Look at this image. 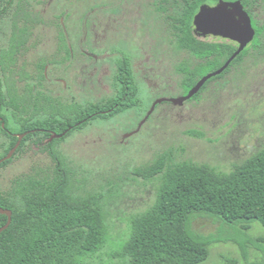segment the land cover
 Masks as SVG:
<instances>
[{
  "label": "rangeland",
  "instance_id": "1",
  "mask_svg": "<svg viewBox=\"0 0 264 264\" xmlns=\"http://www.w3.org/2000/svg\"><path fill=\"white\" fill-rule=\"evenodd\" d=\"M136 1L30 0L43 22L33 27L18 55L19 75L37 76L40 64L46 62V78L29 80L65 102L112 94L115 69L124 56L131 58L137 70L141 99L137 107L109 119H91L58 143L75 175L78 192L102 195L109 228L106 245L82 264L117 263L118 251L131 236L132 218L154 204L161 178L147 180L136 174V168L172 151L176 161L208 163L229 172L264 149V51L255 49L258 32L245 48L250 53L243 63L221 79L207 80L205 88L183 105L164 101L149 114L159 98L179 97L187 90L181 72L183 56L171 41L169 10L163 12L165 7L160 4L152 13L144 7L141 14L137 6L123 10L125 3ZM116 8L123 17L112 18L109 30L102 14L108 18ZM251 17L253 25L260 19L252 13ZM13 28L10 18L0 22V50L9 46ZM107 53L110 63L105 66ZM210 69L206 65L203 71L208 74ZM9 141L0 133V153ZM55 165L48 152L26 145L0 169V185L9 188L19 176L53 171ZM192 228L217 239L200 264H264V225L260 221L243 230L217 217L195 215Z\"/></svg>",
  "mask_w": 264,
  "mask_h": 264
},
{
  "label": "trees",
  "instance_id": "2",
  "mask_svg": "<svg viewBox=\"0 0 264 264\" xmlns=\"http://www.w3.org/2000/svg\"><path fill=\"white\" fill-rule=\"evenodd\" d=\"M218 1L182 0L167 14L173 45L187 48L200 59L181 62L186 93L207 74L203 71L206 65L211 67L209 71L220 68L237 49L235 41L222 37L205 41L195 34L194 18L201 5ZM256 3L259 17L258 10L264 4L259 0ZM7 18L13 20L14 28L9 46L0 50V133L10 141L0 159L16 145L19 138L14 133H29L13 157L0 163V169L26 145L48 152L56 165L53 171L19 176L9 188L0 185V205L13 212L11 225L0 234V264H82L106 245L109 228L102 195L78 192L75 175L58 143L91 119H109L140 104L133 63L128 56L120 59L112 94L98 100L65 102L29 80L46 78V62L40 64L37 76L17 74L18 55L33 27L43 22L40 14L30 0H0V22ZM254 26L258 32L255 49L262 52L264 20H257ZM249 53L245 49L215 78H223ZM69 127L63 137L52 139L53 133H63ZM135 172L147 180L160 177L161 182L154 204L132 218L131 236L118 251L120 260L115 264H200L217 239L192 228L195 215L217 217L243 230L254 221L264 225V149L229 172L208 163L176 161L172 151L163 152ZM7 221L8 216L0 213V227Z\"/></svg>",
  "mask_w": 264,
  "mask_h": 264
},
{
  "label": "water",
  "instance_id": "3",
  "mask_svg": "<svg viewBox=\"0 0 264 264\" xmlns=\"http://www.w3.org/2000/svg\"><path fill=\"white\" fill-rule=\"evenodd\" d=\"M194 26L196 32L200 36H213L218 38L222 37L237 42L238 46L236 51L220 68L202 76L187 94L179 97L159 98L153 104L149 114H151L158 103L164 101H170L175 105H183L186 100L192 98L201 90L207 80L214 76L222 74L230 66L232 61L240 53L243 52L247 45L253 41L257 32L253 25L252 17L250 13L245 9V6L241 0H219L214 5L208 3L202 4L198 13L195 15ZM2 119V116H0V120ZM2 125L3 127L5 126L4 121H2ZM70 129L71 127H69L63 133H53L52 139L63 137ZM28 133L29 132L15 133V135H17L19 139L16 145L10 150V152L5 157L0 159V163L13 157V155L21 145L23 138ZM0 213L6 214L8 216L7 223L0 227L1 234L11 225L13 220V212L11 209L4 208L0 205Z\"/></svg>",
  "mask_w": 264,
  "mask_h": 264
},
{
  "label": "flooded vegetation",
  "instance_id": "4",
  "mask_svg": "<svg viewBox=\"0 0 264 264\" xmlns=\"http://www.w3.org/2000/svg\"><path fill=\"white\" fill-rule=\"evenodd\" d=\"M108 1H111V0H108ZM260 1L264 4V0H259V3H260ZM126 2V1H125ZM157 4H160V5H162L163 7H165L164 8V10H162L163 12H165V11H168L169 10V12L167 13V14H169L170 13V9H171V13L173 12V10H174V7L175 6H177V5H180V4H182V0H137L136 2H132V3H125L123 6H124V9L123 10H126V12L129 10V11H131V8L132 7H134V6H137L138 8H139V12L141 13V10H144V7H146L147 8V10L149 11L150 10V13H152L153 12V10H154V6L155 5H157ZM209 4V3H208ZM257 3H256V0H248V3L245 5L244 4V6H245V9L250 13V15H251V13L253 14V18H256L257 16H256V12H257V5H256ZM108 5V4H107ZM212 5H214V4H212ZM105 7H107L106 5H105ZM258 12H259V17H260V19H262V20H264V8H259V10H258ZM198 13V12H197ZM142 14V13H141ZM255 14V15H254ZM108 14H106V15H104V14H102V18H104L103 20H106V24L109 26V30L111 29L110 28V25L108 24V22L112 19V18H115V19H117V18H119V17H123V15L121 14H119V9L118 8H116V11L114 12V13H111L109 16H108V18H105V16H107ZM167 17V16H166ZM102 20V21H103ZM195 34H196V36L199 38V39H201V40H205V41H212V40H216V38H218V37H213V36H208V37H204V36H200V35H198V33L196 32V29H195ZM181 51H180V55L181 56H183V58H181L182 59V62L183 61H195V60H200L199 58H197V57H195L187 48H181L180 49ZM111 54H106L105 55V66H106V64L107 63H110V62H108V59H107V57L108 56H110ZM165 60H163V62H164ZM159 65V67H160V69H162L163 68V66H164V64H163V66L161 65V63L160 64H158ZM109 66V65H108ZM107 66V67H108ZM117 67V66H116ZM134 68V67H133ZM134 73H137V70L134 68ZM137 76H138V74H137ZM189 92V91H188ZM187 92V93H188ZM186 93V94H187ZM185 95V94H184Z\"/></svg>",
  "mask_w": 264,
  "mask_h": 264
}]
</instances>
